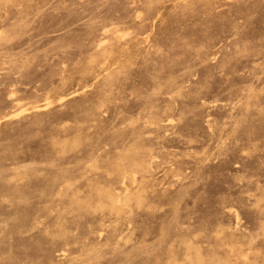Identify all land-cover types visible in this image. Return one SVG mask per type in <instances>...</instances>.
Masks as SVG:
<instances>
[{"label":"rangeland","instance_id":"obj_1","mask_svg":"<svg viewBox=\"0 0 264 264\" xmlns=\"http://www.w3.org/2000/svg\"><path fill=\"white\" fill-rule=\"evenodd\" d=\"M262 227L264 0H0V264H264Z\"/></svg>","mask_w":264,"mask_h":264},{"label":"bare ground","instance_id":"obj_2","mask_svg":"<svg viewBox=\"0 0 264 264\" xmlns=\"http://www.w3.org/2000/svg\"><path fill=\"white\" fill-rule=\"evenodd\" d=\"M151 26H152V25H151ZM151 28H152V27H151ZM103 30H104V29H103ZM137 36H138V35H137ZM142 36H143V35H142ZM101 44H102V43H101ZM99 67H100V66H99ZM170 78H171V77H170ZM77 92H78V91H77ZM255 92H256V91H255ZM72 94H74V93H72ZM70 95H71V94H70ZM60 99H61V97H60ZM60 99H59V100H60ZM57 103H58V102H57ZM53 104H54V103H53ZM45 105H46V104H45ZM45 105H44V108H45ZM114 106H115V105H114ZM35 108H36V107H35ZM39 108H42V106L39 107ZM31 110H32V108H31ZM21 113H22V111H21ZM14 114H15V113H14ZM9 115H11V114H9ZM9 115H8V116H9ZM247 122H248V121H247ZM238 124H239V123H238ZM245 124H246V123H245ZM112 149H113V148H112ZM212 151H213V150H212ZM94 160H95V159H94ZM151 161H152V160H151ZM184 171H185V170H184ZM39 175H40V174H39ZM39 175H37V176H39ZM92 179H93V178H92ZM121 184H122V183H121ZM79 186H80V185H79ZM123 187H124V186H123ZM103 198H104V197H103ZM71 200H72V199H71ZM82 200H83V199H82ZM62 205H63V204H62ZM86 205H87V204H86ZM81 207H82V206H81ZM110 208H111V207H110ZM114 209H115V208H114ZM129 211H130V210H129ZM97 212H98V211H97ZM69 216H70V215H69ZM235 216H236V215H235ZM127 225H128V224H127ZM261 226H262V225H260V229H261ZM57 228H58V227H57ZM262 230H264V227H262ZM56 231H57V230H56ZM69 231H70V230H69ZM257 231H258V230H257ZM70 232H71V231H70ZM259 232H260V231H259ZM200 233H201V232H200ZM47 234H48V233H47ZM62 234H63V233H62ZM212 234H213V233H212ZM49 235H50V234H49ZM49 235H48V236H49ZM194 236H195V235H194ZM261 236H262V235H261ZM261 236H260V237H261ZM256 237H258V236H256ZM262 237H264V236H262ZM121 238H122V237H121ZM45 239H46V238H45ZM117 239H118V238H117ZM123 239H124V238H123ZM230 239H231V238H230ZM243 239H244V238H242V240H243ZM118 240H120V239H118ZM253 240H254V239H253ZM188 242H190V241H188ZM197 247H198V246H197ZM209 247H210V246H209ZM185 248H186V247H185ZM211 248H212V247H211ZM189 249H190V247H189ZM195 249H196V248H195ZM213 249H214V248H212V250H213ZM192 250H193V249H192ZM197 250H198V248H197ZM190 251H191V250H190ZM210 251H211V250H210ZM128 252H129V251H128ZM196 252H197V251H196ZM199 252H200V251H199ZM214 252H215V251H214ZM211 253H212V251L210 252V254H211ZM215 253H216V252H215ZM193 254H196V253H193ZM184 255H185V254H184ZM197 255H198V254H196V257H197ZM240 255H241V253H240ZM37 256H38V255H37ZM210 256H211V255H210ZM215 256H217V254H216ZM221 256H222V255H221ZM221 256H220V257H221ZM191 257H193V256H191ZM200 257H201V256H200ZM212 257H213V255H212ZM212 257H210V258H212ZM215 258H216V257H215ZM218 258H219V256H218ZM218 258H217V259H218ZM208 259H209V258H208ZM191 260H192V259H191ZM193 260H194V259H193ZM198 260H200V259H198ZM198 260H197V261H198ZM174 261H175V260H174ZM185 261H186V259H185ZM187 261H188V260H187ZM187 261H186V262H187ZM197 261H196V262H197ZM218 261H219V260H217V262H218ZM220 261H221V260H220ZM181 262H182V261H181ZM196 262H195V263H196ZM199 262H200V261H199ZM212 262H213V261H212ZM215 262H216V261H215ZM222 262H223V260H222ZM173 263H174V262H173ZM193 263H194V261H193ZM200 263H201V262H200ZM200 263H199V264H200ZM190 264H191V263H190ZM196 264H198V262H197ZM201 264H202V263H201ZM204 264H205V263H204ZM212 264H213V263H212ZM216 264H220V263H216Z\"/></svg>","mask_w":264,"mask_h":264}]
</instances>
